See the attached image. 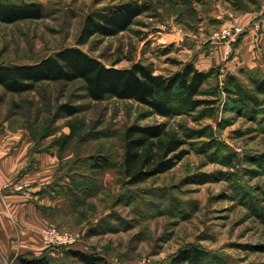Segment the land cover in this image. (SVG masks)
Returning <instances> with one entry per match:
<instances>
[{
  "label": "rangeland",
  "instance_id": "obj_1",
  "mask_svg": "<svg viewBox=\"0 0 264 264\" xmlns=\"http://www.w3.org/2000/svg\"><path fill=\"white\" fill-rule=\"evenodd\" d=\"M11 1L41 3L43 15L0 21V63H32L78 45L106 65L125 68L139 61L163 74L180 69L178 61L187 62L179 52L192 47L200 33L206 44L226 18L264 7V0ZM127 2L142 11L126 29L112 36L95 34L78 44L89 14ZM214 68L219 73L203 86L216 91L215 97L203 96L216 99L213 115L199 107L163 117L131 99L92 100L80 79L42 81L33 90L10 95L22 112L40 120L43 130L56 131L50 140L60 148L65 141L62 154L76 162L74 181L81 187L74 186L69 213L55 214L59 224H53L82 233L75 250L101 257L104 263L99 264H170L191 247L202 250L197 264H264V95L253 105L231 101L223 90L226 70ZM254 68L264 76V66ZM240 77L246 85L247 73ZM65 103L79 111L58 113ZM160 122L184 138V156L165 172L127 184L125 128ZM70 131L74 135L66 137ZM47 142L43 138L42 144ZM103 156L108 160L103 169L92 171L84 163ZM70 249L55 260L85 264Z\"/></svg>",
  "mask_w": 264,
  "mask_h": 264
},
{
  "label": "trees",
  "instance_id": "obj_2",
  "mask_svg": "<svg viewBox=\"0 0 264 264\" xmlns=\"http://www.w3.org/2000/svg\"><path fill=\"white\" fill-rule=\"evenodd\" d=\"M142 11L134 3H123L103 12L89 14L79 34L78 44L86 43L93 35L112 36L126 29ZM43 15L41 3L14 2L0 0V21L12 23L22 19L39 18ZM181 68L169 74L155 73L154 69L142 62H133L129 67L119 68L106 65L100 59L89 55L78 45L63 47L49 56L32 63H0V85L6 91L23 93L33 90L42 81L70 82L80 79L86 94L92 100L106 97L131 99L150 108L152 113L172 117L185 111H195L199 107L214 113L216 91L204 90L203 86L215 73L214 67L207 71L199 70L192 61L180 62ZM240 73H247L246 81ZM223 90L231 101L241 104H255L258 95H264V76L257 68H241L238 72H226ZM79 111L73 104H61L58 113L72 115ZM210 115V113H209ZM74 131L66 137L71 138ZM123 175L126 183L136 185L149 177L172 168L184 156L180 147L184 138L176 131L168 129L165 122L154 124H131L123 132ZM65 142V141H64ZM63 142V143H64ZM63 143L60 144L61 153ZM68 162V161H67ZM75 161L69 160L67 173L71 178L68 188L71 197L75 194ZM89 170L97 171L108 165L107 158L91 157L84 160ZM75 171V172H74ZM80 175V174H79ZM78 175V176H79ZM81 176V175H80ZM81 186L77 187L80 189ZM77 190V189H76ZM85 264L104 263L99 256L68 250ZM202 259V250L197 247L184 248L170 264H197ZM99 262V263H98ZM19 264H59L48 254L30 259L19 258Z\"/></svg>",
  "mask_w": 264,
  "mask_h": 264
},
{
  "label": "crops",
  "instance_id": "obj_3",
  "mask_svg": "<svg viewBox=\"0 0 264 264\" xmlns=\"http://www.w3.org/2000/svg\"><path fill=\"white\" fill-rule=\"evenodd\" d=\"M231 20L226 18L223 25ZM236 20L245 26L236 41L201 44L200 33L192 47L180 50V59L192 61L202 71L219 67L236 73L245 66H264V7L245 11ZM11 94L19 93L0 85V264H19L21 257L42 254L55 260L67 249L45 246L41 229L59 224L55 214L69 213L73 198L66 158L70 156L50 140L56 139V131L43 130L40 120L22 112ZM43 138L48 141L44 145Z\"/></svg>",
  "mask_w": 264,
  "mask_h": 264
},
{
  "label": "built area",
  "instance_id": "obj_4",
  "mask_svg": "<svg viewBox=\"0 0 264 264\" xmlns=\"http://www.w3.org/2000/svg\"><path fill=\"white\" fill-rule=\"evenodd\" d=\"M255 26H258L257 23ZM244 30L245 26H243L238 20L233 19L230 23L214 31L209 37V42L232 43L239 38ZM41 234L45 246L60 249L74 248V246H77L80 243L82 237V233L79 231L71 232L61 230L53 224H46L41 229Z\"/></svg>",
  "mask_w": 264,
  "mask_h": 264
}]
</instances>
